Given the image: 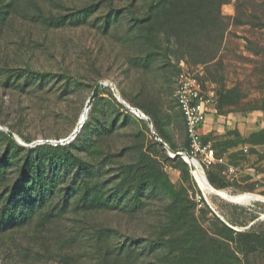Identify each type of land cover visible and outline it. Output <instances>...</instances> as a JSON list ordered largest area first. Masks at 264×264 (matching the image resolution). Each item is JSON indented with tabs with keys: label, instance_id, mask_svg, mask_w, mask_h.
<instances>
[{
	"label": "rangeland",
	"instance_id": "374dc122",
	"mask_svg": "<svg viewBox=\"0 0 264 264\" xmlns=\"http://www.w3.org/2000/svg\"><path fill=\"white\" fill-rule=\"evenodd\" d=\"M181 75L237 167L209 184L264 197V0H0V264H264V202L171 154Z\"/></svg>",
	"mask_w": 264,
	"mask_h": 264
},
{
	"label": "built area",
	"instance_id": "2783aa9c",
	"mask_svg": "<svg viewBox=\"0 0 264 264\" xmlns=\"http://www.w3.org/2000/svg\"><path fill=\"white\" fill-rule=\"evenodd\" d=\"M174 99L185 128L187 147L183 150V153L187 158L197 161L204 174L215 164L224 165L223 174L227 179L233 181L237 176V168L227 164L223 158L216 157L211 145L203 141L201 127L205 123L206 117L213 113L211 95L202 90L197 78L190 75H181L177 82ZM51 143L61 145L67 142H61L60 140ZM202 197L205 199L202 194L198 197V200L200 201Z\"/></svg>",
	"mask_w": 264,
	"mask_h": 264
},
{
	"label": "bare ground",
	"instance_id": "6f19581e",
	"mask_svg": "<svg viewBox=\"0 0 264 264\" xmlns=\"http://www.w3.org/2000/svg\"><path fill=\"white\" fill-rule=\"evenodd\" d=\"M120 103H122L121 100H120ZM90 104H91V101H89V99H88V101L86 103V107L83 110V112H82V114H81V116L79 118V123L76 126V132H78L77 130L79 128H81V126L86 121L87 113H88V110H89L88 105L90 106ZM131 108H133V107H131ZM127 109L129 110V108H127ZM130 112L133 113L134 115H136L139 118V114L138 113H136L134 111H130ZM143 116H144V114H143ZM145 118L146 117L144 116V120H145ZM162 145L165 146L164 144H162ZM171 154L174 155V156L181 157L189 165L190 173L192 174V176H193L194 180L196 181L198 187L200 188V190L204 194L217 196V197H219V198H221V199H223L225 201H228L230 203H233V204H249V203H251L253 201L264 202V197L259 196V195L255 194V193L246 192V193H238V194H234L233 195V194L227 193L224 190L213 188L209 184L205 174L202 172V170L199 167V164L197 163V161H195L194 159L191 160V159L187 158L183 153L176 152V153H171Z\"/></svg>",
	"mask_w": 264,
	"mask_h": 264
},
{
	"label": "water",
	"instance_id": "95a60500",
	"mask_svg": "<svg viewBox=\"0 0 264 264\" xmlns=\"http://www.w3.org/2000/svg\"><path fill=\"white\" fill-rule=\"evenodd\" d=\"M106 86V84H100V85H98L95 89H94V91L92 92V94L90 95V97H89V101H92L93 102V100L95 99V97L97 96V94H98V92L103 88V87H105ZM111 90L114 92V95H115V98L120 102V100L122 101V104L126 107V108H129V110L130 111H134V112H136V113H138L139 114V118L140 119H144V116H143V113H141V111L139 110V109H137V108H131L128 104H126L122 99H121V97H120V95H119V93L114 89V88H111ZM90 103V102H89ZM88 107H89V105H88ZM145 121L147 122V124L149 125V126H151V121L146 117L145 118ZM152 135L154 136V138L162 145L164 142L154 133V132H152ZM76 136V130H74L71 134H70V136L68 137V138H66V139H63V140H61V142H69V141H71L74 137ZM184 154V153H183ZM185 155V154H184ZM186 156V155H185ZM187 157V156H186ZM188 165V164H187ZM189 166V165H188Z\"/></svg>",
	"mask_w": 264,
	"mask_h": 264
},
{
	"label": "trees",
	"instance_id": "16d2710c",
	"mask_svg": "<svg viewBox=\"0 0 264 264\" xmlns=\"http://www.w3.org/2000/svg\"><path fill=\"white\" fill-rule=\"evenodd\" d=\"M186 141H187V140H186ZM203 141H204L205 143H207V141L204 139V137H203ZM62 146H65V145H59V144H57V145L54 146V147H55V148H60V147H62ZM186 147H187V145H186ZM186 147H185L183 150H185ZM211 147L213 148L216 157L223 158L227 164H230V165L236 166L235 163H234V161H232V160H230L229 158H226L225 156H223L222 153L219 152V151H218L215 147H213L212 145H211ZM49 148H50L49 145H45V144H44V145L36 146V147H35V150L49 149ZM216 169L219 170V171L222 173V175H223V177H224L225 179H227L226 176L223 174V171H224V169H225V166H224V165H221V164H215V165H213L212 167H210L207 171H209V170H216ZM205 175H206V173H205ZM206 177H207V175H206ZM227 181H228V180H227ZM233 181H234V180H233ZM233 181H232V182H233ZM200 201H202V198H201Z\"/></svg>",
	"mask_w": 264,
	"mask_h": 264
},
{
	"label": "crops",
	"instance_id": "0c3cea01",
	"mask_svg": "<svg viewBox=\"0 0 264 264\" xmlns=\"http://www.w3.org/2000/svg\"><path fill=\"white\" fill-rule=\"evenodd\" d=\"M211 118H212V114H210V115H208L207 117H206V120H205V123L202 125V127H201V133H202V131H204V130H206V128H210V121H211ZM210 130V129H209ZM205 132V131H204ZM237 168V167H236Z\"/></svg>",
	"mask_w": 264,
	"mask_h": 264
}]
</instances>
